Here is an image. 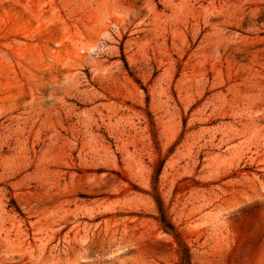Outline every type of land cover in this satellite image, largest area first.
I'll return each mask as SVG.
<instances>
[{
	"label": "rangeland",
	"instance_id": "rangeland-1",
	"mask_svg": "<svg viewBox=\"0 0 264 264\" xmlns=\"http://www.w3.org/2000/svg\"><path fill=\"white\" fill-rule=\"evenodd\" d=\"M159 162L190 264H264V0H0V264H178Z\"/></svg>",
	"mask_w": 264,
	"mask_h": 264
},
{
	"label": "trees",
	"instance_id": "trees-1",
	"mask_svg": "<svg viewBox=\"0 0 264 264\" xmlns=\"http://www.w3.org/2000/svg\"><path fill=\"white\" fill-rule=\"evenodd\" d=\"M121 50V49H120ZM123 63L126 66V63L124 61V59H122ZM146 102H147V98H146ZM161 168H162V162H159L156 167L154 168L153 171V177H152V192H153V196L152 199L156 205V209H157V213H158V218L157 221L160 225V227L162 228V230L170 235H172L173 239L176 241L178 249H179V254H180V259H179V263L178 264H190V257H189V251L187 249V247L185 245L182 244L178 233L176 232L174 226L172 225V223L168 220L165 210L163 208V203L157 193V183H158V177L159 174L161 172ZM10 206L14 207L15 210L19 213V209L16 207L13 199L10 200Z\"/></svg>",
	"mask_w": 264,
	"mask_h": 264
}]
</instances>
